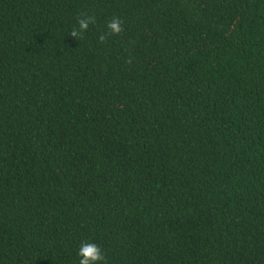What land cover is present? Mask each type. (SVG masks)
Listing matches in <instances>:
<instances>
[{
  "label": "trees",
  "instance_id": "16d2710c",
  "mask_svg": "<svg viewBox=\"0 0 264 264\" xmlns=\"http://www.w3.org/2000/svg\"><path fill=\"white\" fill-rule=\"evenodd\" d=\"M82 241L264 264V0H0V264Z\"/></svg>",
  "mask_w": 264,
  "mask_h": 264
},
{
  "label": "clouds",
  "instance_id": "9594fccd",
  "mask_svg": "<svg viewBox=\"0 0 264 264\" xmlns=\"http://www.w3.org/2000/svg\"><path fill=\"white\" fill-rule=\"evenodd\" d=\"M76 21L77 27H73L69 34L77 40L82 36V33L87 31L90 24L96 23V17L95 15L81 13L77 16ZM106 29L105 33L98 36L100 43H105L108 36L119 35L124 31L122 19L113 16L106 22ZM77 256L79 257L78 264H106V256L101 247L92 241H82L77 250Z\"/></svg>",
  "mask_w": 264,
  "mask_h": 264
}]
</instances>
